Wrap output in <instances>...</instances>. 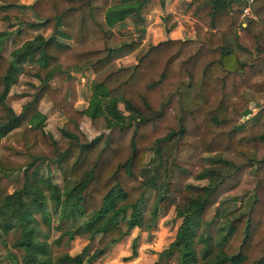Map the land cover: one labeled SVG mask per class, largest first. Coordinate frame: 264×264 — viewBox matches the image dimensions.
I'll use <instances>...</instances> for the list:
<instances>
[{
  "label": "trees",
  "instance_id": "16d2710c",
  "mask_svg": "<svg viewBox=\"0 0 264 264\" xmlns=\"http://www.w3.org/2000/svg\"><path fill=\"white\" fill-rule=\"evenodd\" d=\"M0 1V12L19 7L17 0ZM148 1L34 0L28 6L34 20L25 29L51 24V33L23 41L7 56L5 42L15 41L20 29L0 30V192L10 190L0 204V235L18 231L10 247L22 251L12 264H98L141 226L152 182L142 177L147 153L156 165L149 227L171 209L180 220L154 264L173 256L171 264H264V104L256 122L241 127L255 107L247 93H264V0L249 4L254 19L241 17L246 0H205L207 27L194 23L193 39H165L133 65H120L116 59L140 41L120 38L114 27L130 16L140 24ZM81 67L93 77L79 109L69 70ZM56 75L64 80L53 88ZM23 76L32 78L33 91L16 113L7 98ZM44 97L65 119L58 137L44 129L38 109ZM82 119L98 134L88 139ZM205 161L231 171L205 169ZM45 163L57 167L61 186L42 174ZM201 177L215 181L188 182ZM248 193V209L211 245L205 229L217 203ZM50 231L58 233L55 243L84 235L96 238V246L84 258L86 247L53 256Z\"/></svg>",
  "mask_w": 264,
  "mask_h": 264
},
{
  "label": "rangeland",
  "instance_id": "374dc122",
  "mask_svg": "<svg viewBox=\"0 0 264 264\" xmlns=\"http://www.w3.org/2000/svg\"><path fill=\"white\" fill-rule=\"evenodd\" d=\"M7 2H14L15 0H4ZM18 1V0H17ZM159 1V0H158ZM205 0H203L204 2ZM1 3V1H0ZM200 5V4H199ZM199 5H197L196 7V12L199 9ZM29 6V5H28ZM28 6L26 5H20V7L18 8H14V9H10L7 10L6 12H0V30H7V31H12L14 33L15 29H20V34L18 37L15 38V41L8 43V40L5 42V49L3 51V55L6 56L7 52L13 48L14 46H16L17 44H19L20 42L30 38L33 34L32 32L30 33L28 31V29L26 28V24L25 22L28 21H33V16L31 14V11L29 10ZM182 9H184V13L187 14V16L189 17L188 20H186L187 22H191V18H190V13L193 12V9L190 7L189 3H186L185 0H183V5H182ZM157 10H159L157 8ZM154 14H156V12H154ZM7 16V19H4L3 16ZM194 15V13H193ZM132 21L131 19L128 20V24H133L134 22L137 21V18H133ZM162 20H156V22H154V30L149 32H145V26H146V20L139 26H135L133 29V33L129 34V35H124L118 33L117 31H115V33L120 37V38H129L131 37L132 39L135 40H139L141 47L139 45V47L132 52V57L130 58V60H126V65L125 66H131L136 62V57L139 58L140 55H142L151 45H155L156 43L163 41L164 38L168 37V35L166 34V30L167 28H164L161 23ZM206 26H207V14H206ZM184 22V23H187ZM193 22L192 26L194 25ZM136 25V24H135ZM166 25H169L166 23ZM188 30L189 27L191 25L186 24ZM42 35H44L45 37H47L52 30L51 24H48L45 27H42L41 29H38ZM142 30V31H141ZM30 33V34H29ZM194 34L191 33L190 35V31L189 33L186 34H181V39H193V37H191ZM168 39V38H167ZM144 40V42H143ZM143 43V45H142ZM132 58H134V63L131 62ZM27 67V66H26ZM71 72H73V77H74V84H75V102H74V106L81 109L85 106V102L87 101V98L89 96V88H86V85L90 84L89 83V78H90V71L89 69H86L85 67H81L78 70H72ZM28 81H33L32 78H30L29 76H23L21 77V81L19 83V85H17L16 87H14L11 91V96L7 99V104L9 106H13L14 108H17L18 105H21L22 103H24L27 99L28 96L33 90L32 88H30L28 86ZM54 85H60L62 83V77L58 76V77H54V79L52 80ZM17 91V92H16ZM20 93V95H22L23 97H18L15 96L16 94ZM263 95H251L250 94V99H253V103L252 105H254L255 107H253L251 109V112L249 115H247L243 120V125L241 126L242 128H246L251 126L252 124H254L257 120V118L260 116L262 110H263V104H264V93H262ZM47 98V97H46ZM47 101L49 102V99L47 98ZM50 103V102H49ZM40 104V102H39ZM46 108H45V113H46V123H45V130L49 133H51L53 136L58 137V130L61 127V125L63 124L61 121L62 119L56 117V116H52V112H51V104H46ZM119 109L122 110V105L119 104L118 105ZM57 113V112H55ZM59 114V113H58ZM60 115V114H59ZM62 116V115H60ZM63 117V116H62ZM64 118V117H63ZM65 121V119H64ZM80 129L82 130V132L84 133V135L90 139L92 137H94L95 135H97L98 133L95 132L91 127L89 122L87 121V119L81 121L80 123ZM3 142V141H2ZM7 142L6 140L4 141V143ZM9 144L12 142V139H10V141L8 140ZM204 156H208L210 157V155L206 154ZM146 165L145 168L142 172V177L146 179V177L152 176V182L148 184L145 192H144V198L142 201V211H143V218H144V224L140 227H137L138 229H143L146 228V223H148L150 221V219H152V215H151V211H152V207L155 204L156 201V193L153 190V184L154 181L156 179V171H155V159L153 158V156L149 153H147L146 156ZM204 167L205 169H215L217 170L221 175L223 174H227L229 173L231 170L227 167L224 166H220L218 164H209V162L205 161L204 162ZM42 174H44L45 176H49L51 181L56 184L58 187L62 185V180L61 177L59 175L58 169L54 164L51 163H45L42 166ZM214 179H209L207 177H201L199 179H194V178H189L188 182H191L193 184H199V185H204L207 184L209 182H214ZM10 192V190H6V191H1L0 192V204L2 202V199L4 197V195L6 193ZM47 198L51 197L52 192H48L47 194ZM251 202V195L248 193L245 196H241V197H236L235 199L228 197V198H224L221 199L215 208L214 211V220L211 223V225L209 227H207L205 229V233L209 234V236H211L212 241H211V245H214V243L219 239V236L222 233L227 232V225L228 222L238 216L240 213L246 211L250 205ZM47 208H49V204L47 202ZM171 211V218H170V222L171 225L169 227V229H167L166 234L162 235L165 243L169 240L170 236L172 237L174 228L175 231L177 229V226L179 224V219H177L176 223L173 217V211L172 209ZM169 211V212H170ZM168 214V213H167ZM39 227L42 230H45V227H43L41 224L39 225ZM154 228V227H149V229ZM134 229V228H133ZM203 231V230H200ZM175 234V233H174ZM58 233L55 231H50L48 238H47V243L49 244L50 247V251L51 254L53 256H58L60 254L63 253H68L69 255H73V254H78L80 253L83 249H85L84 247H86V251L84 252L83 258L85 257V255L90 254L92 252V250L94 249V247L96 246V238L94 239H89V237L87 236H80V237H75L73 240L71 241H66L64 238H62L58 243H55V239L57 237ZM19 236L18 231H13V232H9L5 235H0V264H12V260L19 262L22 256V251L20 249H13L10 247V243L12 241H14L15 239H17ZM161 237V236H160ZM2 241L5 243L3 244ZM171 242V241H170ZM169 242V243H170ZM167 242V244H164L163 247L161 246L159 249V251H155L153 253H156V260L152 263H157L158 261V253L163 251L169 244ZM132 244V243H131ZM159 245H162L161 242H159ZM136 246V245H135ZM199 246H197L198 248ZM130 252L131 253V245L129 247ZM110 250V249H109ZM108 250V251H109ZM107 251V252H108ZM149 251H153V250H149ZM106 252V253H107ZM105 253V254H106ZM130 257V256H129ZM125 258V257H124ZM122 259V261L124 262L125 260H129L131 261V258H125ZM102 258L99 257L98 259H96L94 262L98 263V264H102L101 260ZM174 256L168 259H165L162 263L159 261V264H171L173 262ZM121 261V259H119L116 263L113 264H120L119 262ZM139 263H144V262H129L127 264H139ZM105 264V263H104ZM109 264V263H108Z\"/></svg>",
  "mask_w": 264,
  "mask_h": 264
},
{
  "label": "crops",
  "instance_id": "0c3cea01",
  "mask_svg": "<svg viewBox=\"0 0 264 264\" xmlns=\"http://www.w3.org/2000/svg\"><path fill=\"white\" fill-rule=\"evenodd\" d=\"M33 2H34V0H18V1H16V4L19 5V7H20V5L28 6V5L32 4ZM185 2L189 3L190 7L193 9V12L190 13L191 22L186 21L189 19V17L187 16V14L184 13V9H182L183 0H163V3H160V1H158V0H149L145 4V6H144V8L140 14V19H141L140 24H137L136 22H134L133 24H128L129 19H131L132 21H135V20H133V18H136V16H130V17H127L121 23L117 24L114 27V30L117 31L118 33L121 32V34L129 35V34L133 33V29L135 26L141 25L146 20L147 24H146L144 29H145L146 33L147 32L150 33V31H153L155 29L153 26L154 22H156L157 19L158 20L163 19L161 25L164 28H167L166 34L168 35V37L164 38V40H165L167 38H169V39H181V37H180L181 34L189 33V31H190V35H191V33L194 34V30H193V26H192L193 22L200 23L204 28H206L207 26H206L205 19H206V14L208 12V7L205 4V1L203 2V0H185ZM77 3L78 2H70L69 4L71 6H75V5H77ZM197 5H199L200 7H199L198 11L196 12ZM157 8L159 10H157ZM154 12H156V14H154ZM193 13H194V15H193ZM184 22H187V23H184ZM166 23L169 25H166ZM186 24L191 25L189 27V30H188ZM38 29L42 30V27L41 28L28 29V31L30 33L32 32V34H33L28 39H31L32 37H34L38 34L42 35V33ZM148 30H150V31H148ZM191 37H193V35ZM28 39H26V40H28ZM11 42L12 41L8 40V43H11ZM22 42H20L19 44H17L13 48L18 47ZM143 42H144V40H143ZM142 45H143V43H142ZM140 47H141V44H140ZM13 48H11L7 52V55ZM4 49H5V45L2 49V54H3ZM132 55L133 54L131 53L129 55L120 56L116 59V62L120 65L125 66L126 60H130ZM137 59L138 58L136 57V60ZM131 62L134 63V58H132ZM85 68L89 69L87 67H85ZM78 69H80V68H71L69 70V73L73 76V74H72L73 72H71V71L72 70L73 71L78 70ZM89 71L91 73L90 74L91 76L89 78V83H90L92 80L93 74H92L90 69H89ZM58 76L62 77V83H63L64 77L62 75H56L54 77H58ZM54 77L49 81L50 86L53 88L60 87L62 85V83L60 85H58V84L54 85L53 84L52 80L54 79ZM17 85H19V84H17ZM16 86H14V87H16ZM14 87H12V89ZM88 87H90V84L86 85V88H88ZM12 89L10 90V92L8 94V98L12 94L11 93ZM89 91H90V89H89ZM247 94L249 97H250V94L251 95H257L258 94L261 96L263 95L262 93H252V92H248ZM15 96L23 97L22 95H20V93L16 94ZM89 96H90V93H89ZM89 96H88V98H89ZM88 98H87V100H88ZM252 100L253 99H251V103H253ZM49 102L47 101V98L44 97L41 99L40 104L38 106L39 111L42 114H44L45 116H46V113L44 110L47 106L46 104H50ZM21 105H18L17 108H14L13 106H10V107L14 110V112L17 113V112H19ZM86 105H87V101L85 102V106ZM50 107H51V105H50ZM52 114H53L52 116H56V117L62 119V121H61L62 123L64 122V118L62 116H60L58 113H52ZM46 120H47V117H46ZM45 123H46V121H45ZM171 214L172 213L170 211V212H168V214L158 215L155 218L154 228H151V229H149V225L152 222L153 218L150 219V221L145 224L146 228L140 229L141 226L144 224V218L142 216V223H141L140 228L138 229L136 227V228L132 229L128 236L124 237V239L122 241L114 244L110 248V250L101 257L102 258L101 263L102 264H104V263L113 264V263H116L119 259H121V261L119 262L120 264H127L129 262H144V263H139V264H152L156 260V253H153V252L159 251L160 250L159 248L161 246L163 247L164 244H167V242L169 243L170 241H172V239L174 237L175 228H174L172 237L170 236L169 240L166 243L162 237V235L166 234L167 229H169V227L171 225V222H170ZM173 217H174V220L176 223L177 219L175 218L174 213H173ZM83 236L84 235H82V237ZM132 242L134 243V245H136L135 246V254L133 256L129 257L131 254V253H129L130 252L129 247H130ZM159 242H161L162 245H159ZM149 250H153V251H149ZM124 257L126 259L131 258L132 260L131 261L125 260L123 262L122 259Z\"/></svg>",
  "mask_w": 264,
  "mask_h": 264
},
{
  "label": "built area",
  "instance_id": "2783aa9c",
  "mask_svg": "<svg viewBox=\"0 0 264 264\" xmlns=\"http://www.w3.org/2000/svg\"><path fill=\"white\" fill-rule=\"evenodd\" d=\"M252 2V0H246V3L244 5V7L242 8L241 11V17L242 18H247V19H254V16L252 15L251 11H250V7L249 4Z\"/></svg>",
  "mask_w": 264,
  "mask_h": 264
}]
</instances>
